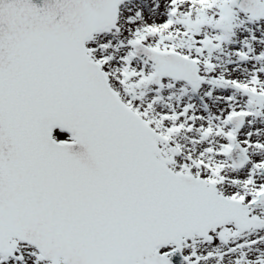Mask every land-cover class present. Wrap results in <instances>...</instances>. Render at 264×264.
I'll return each mask as SVG.
<instances>
[{
    "label": "snow or ice",
    "instance_id": "snow-or-ice-1",
    "mask_svg": "<svg viewBox=\"0 0 264 264\" xmlns=\"http://www.w3.org/2000/svg\"><path fill=\"white\" fill-rule=\"evenodd\" d=\"M0 264H264V0H0Z\"/></svg>",
    "mask_w": 264,
    "mask_h": 264
}]
</instances>
